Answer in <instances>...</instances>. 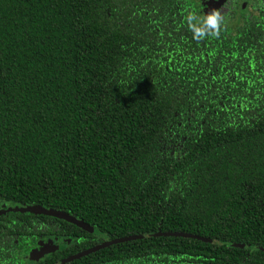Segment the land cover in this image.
<instances>
[{
	"label": "trees",
	"instance_id": "trees-1",
	"mask_svg": "<svg viewBox=\"0 0 264 264\" xmlns=\"http://www.w3.org/2000/svg\"><path fill=\"white\" fill-rule=\"evenodd\" d=\"M197 1L0 0V264H264V0Z\"/></svg>",
	"mask_w": 264,
	"mask_h": 264
},
{
	"label": "rangeland",
	"instance_id": "rangeland-1",
	"mask_svg": "<svg viewBox=\"0 0 264 264\" xmlns=\"http://www.w3.org/2000/svg\"><path fill=\"white\" fill-rule=\"evenodd\" d=\"M210 1L211 0H198L197 2L199 4L201 3L202 5L203 4L207 5L208 10H209L215 7L218 3L217 2L216 5L214 6H209ZM212 1H216V0H212ZM238 1L240 2L236 6H239L240 8V5L242 4L241 8H243L245 6V3L242 0H238ZM199 9L203 10V8H196V11H198ZM10 204L11 202H0V213H4L7 210H31V211H37V212L46 211L45 209H42V208H37V207H32V206H27V205H15L14 203H12V205ZM68 242L69 240L64 237H57V236L40 237L37 239L36 246L33 247V249L29 251L25 256H23V259L25 261L34 260L36 258H39L45 255L46 253H49L50 251L58 249L63 244H67Z\"/></svg>",
	"mask_w": 264,
	"mask_h": 264
},
{
	"label": "clouds",
	"instance_id": "clouds-1",
	"mask_svg": "<svg viewBox=\"0 0 264 264\" xmlns=\"http://www.w3.org/2000/svg\"><path fill=\"white\" fill-rule=\"evenodd\" d=\"M224 19V15L220 10H212L202 17L195 13H190L186 17V23L192 33V39L199 42L209 37L219 38Z\"/></svg>",
	"mask_w": 264,
	"mask_h": 264
},
{
	"label": "water",
	"instance_id": "water-1",
	"mask_svg": "<svg viewBox=\"0 0 264 264\" xmlns=\"http://www.w3.org/2000/svg\"><path fill=\"white\" fill-rule=\"evenodd\" d=\"M57 215H59V213H57ZM64 217L67 218V219H69L70 221L76 223L77 225H79L83 229L88 230V231H92V228L83 225L80 221H77V220H75V219H73L71 217H67V216H64ZM155 234H158V233H155ZM142 236H145V235L144 234H139V235L123 236V237H116V238H111V239H105L102 242H100V243H98V244H96L94 246L88 247V248H86L84 250H81V251L76 252L73 255H70V256L65 257L61 262L68 261V260H71L73 258H77L79 256H82V255H84L86 253L92 252V251H94V250H96L98 248L104 247V246L109 245V244H112V243L122 242L124 240H129V239H133V238H139V237H142Z\"/></svg>",
	"mask_w": 264,
	"mask_h": 264
},
{
	"label": "flooded vegetation",
	"instance_id": "flooded-vegetation-1",
	"mask_svg": "<svg viewBox=\"0 0 264 264\" xmlns=\"http://www.w3.org/2000/svg\"><path fill=\"white\" fill-rule=\"evenodd\" d=\"M223 1L226 2V1H228V0H216V1H212V0H211L210 3H209V6H210V5H211V6H214L215 3H217V2H218V3H221V2H223ZM237 1H238V0H237ZM237 1H236V2H237ZM242 1L245 3V6H246V2H247L248 0H242ZM239 2H240V1H238V3H239ZM206 7L208 8V6H205V9H204V10H207ZM215 7H216V6H215ZM240 7H242V4L240 5ZM35 246H36V245H35ZM35 246H34V247H35Z\"/></svg>",
	"mask_w": 264,
	"mask_h": 264
}]
</instances>
